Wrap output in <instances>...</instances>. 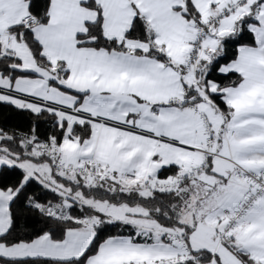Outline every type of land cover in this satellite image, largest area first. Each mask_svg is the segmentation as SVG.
<instances>
[{
	"label": "snow or ice",
	"instance_id": "1",
	"mask_svg": "<svg viewBox=\"0 0 264 264\" xmlns=\"http://www.w3.org/2000/svg\"><path fill=\"white\" fill-rule=\"evenodd\" d=\"M0 104V264H264V0H0Z\"/></svg>",
	"mask_w": 264,
	"mask_h": 264
},
{
	"label": "trees",
	"instance_id": "2",
	"mask_svg": "<svg viewBox=\"0 0 264 264\" xmlns=\"http://www.w3.org/2000/svg\"><path fill=\"white\" fill-rule=\"evenodd\" d=\"M220 79L227 80L228 77H220ZM33 122L37 123L38 131L42 136L53 131L50 127L51 119L48 116L41 117L37 120V118L29 112L17 110L13 106L7 104H0V127L5 128L6 130L27 131ZM33 191L37 193L41 192V190L35 185L33 186ZM42 195L46 196L48 199L54 198L53 194L48 192H44ZM25 215L27 216L28 214L25 213ZM37 220L38 217L35 216V214H32L29 222L37 224ZM21 222H23V220ZM37 226L39 225L37 224ZM111 231L115 232V229H112Z\"/></svg>",
	"mask_w": 264,
	"mask_h": 264
}]
</instances>
